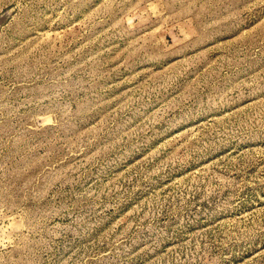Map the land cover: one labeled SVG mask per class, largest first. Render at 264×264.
<instances>
[{"label":"rangeland","instance_id":"374dc122","mask_svg":"<svg viewBox=\"0 0 264 264\" xmlns=\"http://www.w3.org/2000/svg\"><path fill=\"white\" fill-rule=\"evenodd\" d=\"M0 264H264V0H0Z\"/></svg>","mask_w":264,"mask_h":264}]
</instances>
